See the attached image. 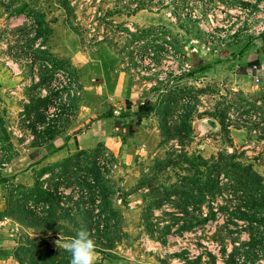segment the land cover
I'll list each match as a JSON object with an SVG mask.
<instances>
[{
  "label": "rangeland",
  "instance_id": "374dc122",
  "mask_svg": "<svg viewBox=\"0 0 264 264\" xmlns=\"http://www.w3.org/2000/svg\"><path fill=\"white\" fill-rule=\"evenodd\" d=\"M0 189L15 264H264V0H0Z\"/></svg>",
  "mask_w": 264,
  "mask_h": 264
},
{
  "label": "crops",
  "instance_id": "0c3cea01",
  "mask_svg": "<svg viewBox=\"0 0 264 264\" xmlns=\"http://www.w3.org/2000/svg\"><path fill=\"white\" fill-rule=\"evenodd\" d=\"M136 108L135 106H131V108H128L129 111L132 112V110ZM130 113V112H129ZM137 115L131 114V118H126L124 123L117 122L116 127L117 129H125L127 127V133L128 136L131 137V147L133 143H136L139 139L138 133H141L143 130H146L145 126V119L136 118ZM139 119V120H136ZM131 121V122H130ZM131 123L130 125H128ZM94 132L91 133V136L89 134H85L82 137H78L77 142H75V147L70 142V140H67L68 142H65V144L62 145L60 148H56L57 141H65V138H56L52 141L53 143V149L47 153L44 158H41L37 156L39 154V151H35L33 153H30L27 157V155L24 157H21L22 160H28L30 163L27 165V168L25 169V174L33 173L35 169H37L40 165L43 164H58L67 162L71 159L73 151L76 149L77 151H82L89 149L93 147L96 143L100 141V138H96L94 141L91 140L94 136ZM97 136V132H96ZM91 138V139H90ZM97 141V142H96ZM55 145V146H54ZM134 146V145H133ZM34 151V150H33ZM35 153V154H34ZM33 171V172H32ZM31 175V174H30ZM5 208V201L3 198V194L0 189V213L3 212ZM3 223V222H2ZM2 231V230H1ZM0 231V264H15L14 261V248L13 244L11 243L10 238H7L3 235V233Z\"/></svg>",
  "mask_w": 264,
  "mask_h": 264
},
{
  "label": "clouds",
  "instance_id": "9594fccd",
  "mask_svg": "<svg viewBox=\"0 0 264 264\" xmlns=\"http://www.w3.org/2000/svg\"><path fill=\"white\" fill-rule=\"evenodd\" d=\"M96 242L86 228H81L67 243L66 250L70 253V264H94Z\"/></svg>",
  "mask_w": 264,
  "mask_h": 264
},
{
  "label": "built area",
  "instance_id": "2783aa9c",
  "mask_svg": "<svg viewBox=\"0 0 264 264\" xmlns=\"http://www.w3.org/2000/svg\"><path fill=\"white\" fill-rule=\"evenodd\" d=\"M2 226H3V223L0 221V229H1Z\"/></svg>",
  "mask_w": 264,
  "mask_h": 264
}]
</instances>
